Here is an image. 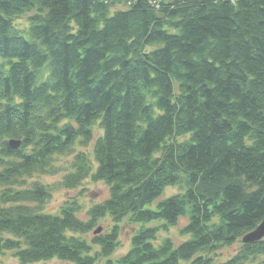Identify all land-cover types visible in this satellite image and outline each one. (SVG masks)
<instances>
[{"label": "trees", "instance_id": "obj_1", "mask_svg": "<svg viewBox=\"0 0 264 264\" xmlns=\"http://www.w3.org/2000/svg\"><path fill=\"white\" fill-rule=\"evenodd\" d=\"M93 139L60 185L101 181L107 198L86 219L76 200L41 210L51 187L28 178ZM167 186L181 191L149 207ZM125 219L156 224L112 260ZM181 219L189 239L154 243ZM263 219L264 0H0V255L264 264V238L242 242Z\"/></svg>", "mask_w": 264, "mask_h": 264}, {"label": "rangeland", "instance_id": "obj_2", "mask_svg": "<svg viewBox=\"0 0 264 264\" xmlns=\"http://www.w3.org/2000/svg\"><path fill=\"white\" fill-rule=\"evenodd\" d=\"M115 8H120L116 6ZM15 25L21 29H25L28 25L27 16H23L15 20ZM95 127V128H94ZM97 124H94L93 130L95 135H98L100 132ZM95 142V139L88 144L87 146H81L79 144H75L72 148L71 154L61 155L57 157L56 165L58 167V172L55 174H34L31 178H28V182L39 181L40 183L51 187L49 199L42 204L41 210L47 213H57L59 208L67 201L76 200L82 206V211L78 215L81 219H86L85 212L88 210L90 206L96 203L102 202L108 196V188L103 182H93L89 178L84 179L80 185L76 188L68 189L62 185L60 182L62 181V177L65 173H67L70 169L71 161L73 160V156L75 153L81 151L84 152L90 159L93 161L92 154V146ZM181 189L177 186H167L165 187L162 194L154 201L149 207L154 208L155 204L172 194L180 192ZM31 206H36V204L31 203ZM187 219H181L178 221V224L175 227H170L167 230H161L158 232L155 240V244H159L164 238H170L174 245H178L182 241H185L190 238L189 234L181 233L180 228L183 227ZM156 222H151L149 224H133L126 219L120 224L121 226V234H120V246L112 255V260L116 259L123 254H125L130 247V237L131 235L144 225H155ZM111 225V220L109 218L102 219L98 226L102 228V232L106 231L107 228ZM88 238L89 236L86 235ZM239 247V242H236L234 245L221 249L218 252V260L222 261L232 255L237 248ZM115 257V258H114ZM102 259L98 261L97 264H100ZM0 264H20L18 259L13 256L12 251H5L0 255ZM31 264H67L57 259H51L47 261L31 263Z\"/></svg>", "mask_w": 264, "mask_h": 264}, {"label": "water", "instance_id": "obj_3", "mask_svg": "<svg viewBox=\"0 0 264 264\" xmlns=\"http://www.w3.org/2000/svg\"><path fill=\"white\" fill-rule=\"evenodd\" d=\"M10 145L13 148H17L19 143H18V141H11ZM99 231H100V228L96 229L94 231V233L96 234ZM262 238H264V219L261 221V223L254 230L245 234L242 237V242H244V243L255 242V241L261 240Z\"/></svg>", "mask_w": 264, "mask_h": 264}]
</instances>
